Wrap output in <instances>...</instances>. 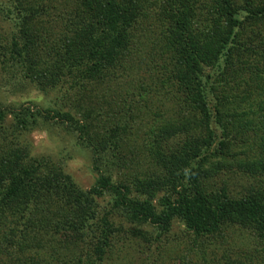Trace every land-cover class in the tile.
I'll return each mask as SVG.
<instances>
[{
	"label": "trees",
	"instance_id": "obj_1",
	"mask_svg": "<svg viewBox=\"0 0 264 264\" xmlns=\"http://www.w3.org/2000/svg\"><path fill=\"white\" fill-rule=\"evenodd\" d=\"M64 4L58 12L42 0L0 2V25L12 29L10 37L0 36L6 84L26 82L45 92L63 82L76 88L111 79L133 61L138 33L158 27L157 57L168 61L169 75L161 90L177 94L190 116L151 132L154 173L114 182L112 170L131 164L123 120L94 137L69 113L1 108L0 264H117L114 250L125 248L124 235L151 245L175 221L194 241L221 239L237 227L264 242V0ZM53 25L58 33L44 27ZM42 116L64 125L91 152L98 177L89 191L10 139ZM227 169L252 177L254 186L236 196L223 182L218 189L209 183ZM102 197L109 202L98 214L95 199ZM147 253L146 264H161V255Z\"/></svg>",
	"mask_w": 264,
	"mask_h": 264
},
{
	"label": "rangeland",
	"instance_id": "obj_2",
	"mask_svg": "<svg viewBox=\"0 0 264 264\" xmlns=\"http://www.w3.org/2000/svg\"><path fill=\"white\" fill-rule=\"evenodd\" d=\"M42 1L50 8L55 6L58 12H62V6L65 5L64 0ZM0 26L1 38L10 37V25L2 23ZM44 27L52 33L59 32V28L54 25ZM158 31L157 27L138 33L139 41L135 48L138 52L124 70H118L115 76L105 81L81 82L82 87L70 88L68 82H63L56 88L42 92L26 82L6 84L0 70V109L28 107L34 114L43 116L47 111L69 113L83 126H87L92 134L95 132L94 137L102 135L104 130L110 129L112 124L121 119L123 124L127 123L130 127L127 133L129 143L125 150L129 152L127 157L131 164L127 168L112 170L113 181H128V176L143 179L144 174H152L156 169L148 151L153 140L151 132H155L164 122L181 121L190 116L181 107L177 94H170V88L161 90L167 85L169 75L164 69L168 61H161L157 57L161 54L154 36ZM43 116L36 118V123L28 131L10 139L19 148L27 150L30 159L50 160L60 166L62 173L77 188L83 192L89 191L98 177L93 170L91 152L64 125L52 120L46 122ZM11 122L12 116H8L4 131L12 130L9 126ZM222 182L236 196L254 186L252 177L236 169L222 170L209 183L215 184L218 189ZM163 194H157L158 198ZM108 202V197L95 199L94 210L101 214ZM119 219L116 221L122 222ZM128 228L133 227L128 225ZM141 229L152 231L148 226ZM224 233L221 239L208 237L194 241L184 225L175 221L170 232L151 245L141 238L124 235L125 248L114 250L112 261L117 264H146L147 250H150L155 257L161 255V264H264V242L256 234L237 227L228 228ZM156 248L158 252H155ZM118 254L120 259L115 260Z\"/></svg>",
	"mask_w": 264,
	"mask_h": 264
}]
</instances>
